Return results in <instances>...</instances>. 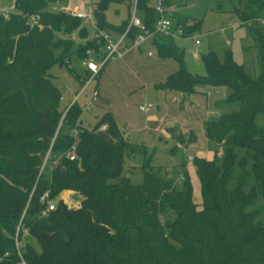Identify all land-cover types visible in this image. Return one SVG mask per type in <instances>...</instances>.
<instances>
[{
    "label": "trees",
    "instance_id": "trees-1",
    "mask_svg": "<svg viewBox=\"0 0 264 264\" xmlns=\"http://www.w3.org/2000/svg\"><path fill=\"white\" fill-rule=\"evenodd\" d=\"M63 1L15 0V12L8 19L0 15V264H22L14 243L18 226L26 264H264V209L258 204L264 199V127L253 121L257 111L264 114V27L255 23L264 20V0H247L243 8L232 10L241 23L253 22L248 30L260 64L255 77L229 50L222 60L213 51L201 55L205 74H191L173 38L154 39L159 56L179 63L160 87L179 91L184 101L197 92V85L227 86L225 102L239 105L204 123L206 138L222 147V162L192 158L201 206L191 199L185 175L177 188L173 179L154 171L149 159L140 166V182L122 174L124 157L145 153L146 148L124 138L111 112L87 127L81 119L86 102L77 99L61 106L50 68L69 63L73 52L83 59L87 49L100 47L80 20L50 9ZM112 3L127 5V19L108 25L104 18L98 28L122 34L133 0H101L94 13L104 16ZM136 8L151 29L155 13L150 1L137 0ZM31 16L39 17L38 24H30ZM178 24L184 34L198 27L188 29L183 17ZM135 33L131 30L129 37ZM88 75L87 70L83 77L75 74L80 87ZM102 124L106 130L99 129ZM186 135L189 143L196 141L192 131ZM178 141L186 143L185 135L179 134ZM74 146L72 159L64 154L57 162L48 160ZM235 146L245 148L246 155H236ZM235 163L240 167L238 184L227 191ZM46 170L50 178L44 176ZM63 190L77 191L80 205L72 208L55 200ZM45 193L55 208L41 216L47 206L41 199ZM160 216H165L163 221ZM22 229L36 240L40 252L23 242Z\"/></svg>",
    "mask_w": 264,
    "mask_h": 264
},
{
    "label": "rangeland",
    "instance_id": "rangeland-1",
    "mask_svg": "<svg viewBox=\"0 0 264 264\" xmlns=\"http://www.w3.org/2000/svg\"><path fill=\"white\" fill-rule=\"evenodd\" d=\"M93 5L101 0H90ZM15 0H0V10L14 13L12 9ZM172 6L178 7L179 15L185 18L186 27L195 29L190 34L174 39V46L183 49V60L186 69L194 75H204L205 67L201 55L213 51L222 60L224 51L229 50L233 59L241 64L244 70L252 77L259 75L260 64L258 48L252 35L249 33V25H241L239 19L232 10L243 8L247 0H170ZM89 0H66L51 4V10L69 9L83 10ZM220 6V7H219ZM128 8L125 4L112 3L104 12L105 22L108 25L117 24L127 19ZM239 13H237L238 15ZM139 17L142 16L138 12ZM259 24L258 22H255ZM250 24H253L250 23ZM89 38L96 34L93 27L88 26ZM108 32L107 26L102 29ZM74 37L77 40V35ZM197 41V42H196ZM152 51L153 56H147V51ZM134 54V64L128 59ZM179 63L174 58L159 56L158 50L153 45H144L142 51H131L123 59L109 62L99 76L87 86L86 93H90L97 84L98 95L88 110H84L81 119L85 126L94 125L98 117L108 110L115 109L119 115L126 110L127 122L123 123L125 139L133 144L143 145L146 152H136L132 157H124L122 174L130 177L132 182H140L142 179L141 164L149 159L162 178L173 179L177 188H181L186 176L191 189V199L198 206L202 205V194L198 175L192 158L206 157L215 159L216 164L221 165L222 147L209 141L204 132V123L210 119H216L220 114L237 110V102H225L229 93L227 86L197 85L200 92H194L189 98L182 101L174 99L172 91L168 87H160L166 79L175 73ZM72 69V70H71ZM84 76L82 58L73 52L69 57V63H56L50 68L54 83L58 86L62 96L61 106L68 105L73 94L80 90L75 74ZM177 91V90H176ZM85 94H81L80 101H84ZM90 97V96H89ZM89 101V98L86 100ZM150 102L151 109L148 112L139 110V105ZM105 105L107 107H105ZM253 121L258 126L264 127V114L257 111ZM172 126H177L172 127ZM157 127V130L155 128ZM107 129V124H106ZM105 129V130H106ZM192 131L196 135V141L192 146L186 132ZM185 135L186 143H179L178 135ZM75 146L68 151L57 152L50 156L53 162H57L62 155L75 156ZM234 153L239 157L246 155V149L235 146ZM248 161L246 168L250 169ZM49 168V167H48ZM185 173V174H184ZM240 167L238 163L232 168V176L226 183V190L235 189L238 184ZM44 176L50 178L48 170ZM252 181L246 185L250 188ZM64 191V190H63ZM57 194L55 200L69 201V207L76 208L80 205L81 196L74 190H67ZM66 191V190H65ZM258 204L264 209V199L260 198ZM23 215V213H22ZM165 216H160L163 221ZM264 221V211L261 215ZM23 242L32 246L36 252H40L38 243L30 235L22 232Z\"/></svg>",
    "mask_w": 264,
    "mask_h": 264
},
{
    "label": "built area",
    "instance_id": "built-area-1",
    "mask_svg": "<svg viewBox=\"0 0 264 264\" xmlns=\"http://www.w3.org/2000/svg\"><path fill=\"white\" fill-rule=\"evenodd\" d=\"M150 6L155 13V21L153 27L147 28L143 20L137 15L138 11L136 8L137 0H133L132 10L127 22L125 31L122 34H113L111 32H103L97 26V21L94 13V5L89 0V3L85 5L83 10L64 8L63 10L73 18H76L82 22V26H91L95 29L96 34L93 35L94 44L99 45V49L89 48L86 50V56L82 59V66L84 70L89 72L84 85L81 87L78 95H80L87 86L92 83L100 74V72L105 68V66L111 62L118 59H122L125 53L132 49H139L144 45L154 43V39L157 36H167L173 39L180 38L184 36V29L182 25L178 24V19L176 16V8L169 4L168 0H149ZM12 9L15 10L13 5ZM9 11L0 10V15L4 19H8L10 16ZM39 17L31 16L29 18L31 25L38 24ZM252 22L241 23V25L250 24ZM259 25L264 27V20L258 21ZM131 30H136V33L132 38L129 37V32ZM197 42V41H196ZM149 56L152 55L151 51H148ZM97 97V92L93 87L89 101L83 104V110H88L90 105ZM152 107L151 103H144L139 105V110L142 112H148ZM100 130L106 129V124H102L99 128ZM76 133V131H74ZM73 158V156H71ZM42 200L46 201L47 206L43 208L40 212L41 216H46L50 210L55 208V202L48 199V193H45ZM19 229L17 227L14 243L17 253L21 258L22 264H26L21 256L22 241L19 239ZM24 233H27L26 229H22ZM7 255V253H5Z\"/></svg>",
    "mask_w": 264,
    "mask_h": 264
},
{
    "label": "crops",
    "instance_id": "crops-1",
    "mask_svg": "<svg viewBox=\"0 0 264 264\" xmlns=\"http://www.w3.org/2000/svg\"><path fill=\"white\" fill-rule=\"evenodd\" d=\"M169 1V4L172 6V4H171V2H170V0H168ZM174 7V6H173ZM66 8H68V7H66ZM174 8H176V16H177V19L178 18H181L182 16L181 15H179V9H178V7H174ZM121 23V22H120ZM120 23H117V24H114V25H118V24H120ZM115 34V33H114ZM147 45V44H146ZM148 45H153V44H150V43H148ZM154 46V45H153ZM131 51H139V52H141L142 51V47L141 48H139V49H136V48H132V49H130V50H128L126 53H125V55H127L128 53H130ZM150 51V50H149ZM148 52V51H147ZM152 52V51H151ZM147 54V53H146ZM124 55V56H125ZM123 56V57H124ZM147 56H149L148 54H147ZM153 56V53H152V55L151 56H149V57H152ZM123 59V58H122ZM128 59H131L132 60V64H134V54L132 53V54H130L129 55V57H128ZM118 60H120V59H118ZM115 61H117V60H115ZM113 62V61H112ZM84 69V68H83ZM79 83V82H78ZM200 87V86H199ZM199 87H196V90L197 89H200L201 90V88H199ZM80 89H81V87H80ZM87 90V88L81 93V94H85V91ZM92 90H93V88H92ZM200 90H197L198 92H200ZM80 91V90H79ZM79 91L78 92H76V93H74L73 94V98L71 99V100H69V103H68V105L69 104H71L73 101H75V100H80V96H81V94L80 95H78V93H79ZM92 92V91H91ZM91 92L90 93H86L85 94V99H84V101H81V102H87L86 100H87V98H90L89 96L91 95ZM96 92H97V95H98V90H97V84H96ZM172 93H173V97H174V99H179L180 98V95H181V93L179 92V91H176V90H173L172 91ZM193 95V94H192ZM191 95V96H192ZM84 96V95H83ZM83 96H81V97H83ZM190 97V96H189ZM147 103H150V102H147ZM105 107H107L106 105H105ZM108 112H111L112 113V115H113V118H114V120L116 121V123H117V125H118V127L120 128V130L123 132V135H125L124 134V130H123V123H125V122H127V119H129L128 118V114H127V111L125 110L123 113L121 112V111H119V115H118V113H117V111L115 110V109H112V110H108ZM172 127H176V128H178L177 126H172ZM155 130H157V127L155 128ZM124 138H125V136H124ZM194 143H191V145H189V146H192ZM63 192H69V191H63ZM76 192V191H75ZM65 202L68 204L69 203V201H67V200H65ZM78 207V206H77Z\"/></svg>",
    "mask_w": 264,
    "mask_h": 264
},
{
    "label": "water",
    "instance_id": "water-1",
    "mask_svg": "<svg viewBox=\"0 0 264 264\" xmlns=\"http://www.w3.org/2000/svg\"><path fill=\"white\" fill-rule=\"evenodd\" d=\"M95 18H96L98 27L101 28L103 26L104 16L101 14H95Z\"/></svg>",
    "mask_w": 264,
    "mask_h": 264
}]
</instances>
